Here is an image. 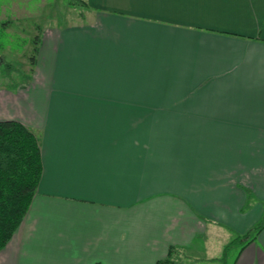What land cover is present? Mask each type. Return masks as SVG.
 <instances>
[{"label": "crops", "instance_id": "1", "mask_svg": "<svg viewBox=\"0 0 264 264\" xmlns=\"http://www.w3.org/2000/svg\"><path fill=\"white\" fill-rule=\"evenodd\" d=\"M83 1L0 86L42 164L0 264L216 261V233L244 234L264 198V0ZM231 264H264V225Z\"/></svg>", "mask_w": 264, "mask_h": 264}, {"label": "rangeland", "instance_id": "2", "mask_svg": "<svg viewBox=\"0 0 264 264\" xmlns=\"http://www.w3.org/2000/svg\"><path fill=\"white\" fill-rule=\"evenodd\" d=\"M85 11V7L79 0H0V86L9 85L10 82L20 78L22 80L25 77L29 78L27 73L31 65L30 58L35 55L33 49L36 36L41 38L47 31L73 22L79 16L81 17ZM7 63H11L10 68L7 67ZM45 88V80L41 79L37 83V89L33 88L27 91L25 95L23 93V97L27 96L25 100L28 101L30 95L32 102L41 103L45 98ZM24 111L26 110L23 109V117L25 116ZM246 189L248 191L249 188L246 187ZM253 204H259L261 207L260 217L255 219L249 229L256 237L258 234H254L256 227L264 222V198H259L257 195L250 197L245 208ZM216 235L218 238H213L212 241L226 240L227 247L220 256V246L223 243L218 241L215 244L211 241L213 244L206 256L216 254L219 258L214 260L215 262L206 260L209 257H199L197 260L196 257L180 253L171 264H231L243 242L238 241L230 244L237 235L231 232L228 234L223 231V233H216Z\"/></svg>", "mask_w": 264, "mask_h": 264}, {"label": "trees", "instance_id": "3", "mask_svg": "<svg viewBox=\"0 0 264 264\" xmlns=\"http://www.w3.org/2000/svg\"><path fill=\"white\" fill-rule=\"evenodd\" d=\"M83 2L88 6L85 0ZM38 40L36 36L35 53ZM34 58L35 55H32L31 63ZM41 171L40 148L36 136L18 120H0V249L23 221L37 189ZM263 225L264 222L256 227L255 235ZM254 239L255 236L248 230L237 235L230 244L238 241L246 243ZM173 253L174 249L170 248L167 258L158 263L170 262Z\"/></svg>", "mask_w": 264, "mask_h": 264}]
</instances>
